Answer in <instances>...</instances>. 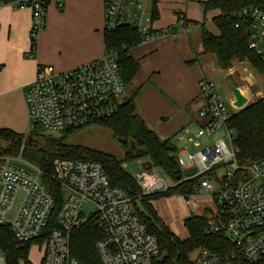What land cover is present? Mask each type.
<instances>
[{
  "label": "built area",
  "instance_id": "obj_1",
  "mask_svg": "<svg viewBox=\"0 0 264 264\" xmlns=\"http://www.w3.org/2000/svg\"><path fill=\"white\" fill-rule=\"evenodd\" d=\"M51 0H0V8H30L31 40L46 26V12ZM63 6V0H55ZM105 31L115 32L128 25L142 36V41L159 37H177L187 26L184 16L176 25L153 28L148 0H105ZM236 28L249 29L248 46L264 61V8L245 7L234 13ZM119 55L113 49L91 61L66 70L52 65L37 67L36 76L24 92L30 125L45 131L64 133L91 125L116 115L127 99V85L118 66ZM199 87L205 98L200 110V128L187 137L200 148L177 155L184 172L182 180L203 177L195 194H206L214 204L205 232L224 233L234 250L216 253L199 247L191 256L192 264H243L264 259V159L241 167L237 162L236 132L230 125L229 105L219 95L214 80L201 78ZM219 131L222 135L207 143ZM190 134L185 128L178 136ZM23 140L18 156L0 157V224L9 226L19 243L44 236L53 213L57 227L43 241L41 264H82L71 253V233L95 221L104 236L96 243L102 264H153L159 254L157 238L150 234L135 213L130 197L112 186L101 163L57 157L51 178L59 185L62 202L43 183L39 167L23 161ZM195 169L193 175L185 171ZM241 172V174H239ZM212 172V175L210 174ZM142 195L167 192L169 185L155 168H143L134 175ZM94 210L84 212V205ZM0 264H8L0 248Z\"/></svg>",
  "mask_w": 264,
  "mask_h": 264
},
{
  "label": "crops",
  "instance_id": "obj_2",
  "mask_svg": "<svg viewBox=\"0 0 264 264\" xmlns=\"http://www.w3.org/2000/svg\"><path fill=\"white\" fill-rule=\"evenodd\" d=\"M204 1L148 0L147 8L151 15L154 12L153 28L174 26L178 18L184 16L186 29L177 37L141 41L130 50L138 63V71L127 86V98L137 92L138 113L150 129L175 147L177 155L189 147L187 137L203 123L200 110L206 100L199 81L203 77L219 80L218 73L228 78L218 67L215 56L204 53L203 31L219 35L214 22L219 12H205ZM105 10V0H63L62 7L51 0L47 6L46 26L33 48L31 9L0 8L1 129L23 134L29 126L24 92L33 82L38 66L52 65L58 70H66L104 55ZM230 96L231 93L228 94L229 101ZM185 128L190 134L183 133L184 139H180L178 135ZM219 135L222 131L205 141L210 143ZM188 149L191 150V146ZM174 196L179 201V210L174 217L159 211L157 202L165 197L154 200L153 204L169 228L185 239L189 234L184 220L203 207L200 208L199 203L190 207L184 198ZM182 203L186 205L182 206Z\"/></svg>",
  "mask_w": 264,
  "mask_h": 264
},
{
  "label": "trees",
  "instance_id": "obj_3",
  "mask_svg": "<svg viewBox=\"0 0 264 264\" xmlns=\"http://www.w3.org/2000/svg\"><path fill=\"white\" fill-rule=\"evenodd\" d=\"M249 6L264 8V0H205L203 2L205 12H219L214 18L219 35H213L204 30L203 49L204 53L215 56L217 65L221 69L231 68L235 60H246L264 78V61L248 46V27L234 26V13ZM152 17L154 18V12ZM141 41L140 33L128 25L105 34L106 50L113 49L118 53L119 70L127 86L131 84L138 71V63L133 59L130 50ZM136 97L137 92L123 102L116 115L93 123L110 130L113 137L126 149L124 159L97 149L69 143L64 135L74 130L66 131L61 136L47 135L43 140H39L36 133H28L22 156L30 152V148H34L32 156L43 172L44 185L58 199L57 209L62 202V193L59 185L51 178L54 172V159L60 157L101 163L111 185L120 187L126 192L135 213L144 223L147 231L157 238L159 254L153 260V264H192V253L199 247H205L216 253L233 251L234 248L224 233L209 235L205 232L207 215L193 214L187 217L184 220V226L189 235L182 239L169 228L154 207L153 201L162 197L175 194L188 197L195 194V188L203 177L182 180L184 172L178 162L177 150L168 140H162L148 127L137 111ZM229 123L236 132L238 164L244 167L253 161L264 159V96L231 114ZM24 138V134L0 128V157L18 156ZM141 157L149 159L145 168L156 167L177 183L167 192L142 195L134 176L124 168L128 159ZM210 174L212 175V172ZM206 211L211 213V209L207 208ZM55 215L56 212L44 228V236L27 243H19L12 229L0 224V248L8 264H32L29 256L30 248L34 243L43 242L45 236L57 227ZM103 236L102 227L95 221L73 230L71 233L72 255L82 264H102L96 243ZM243 264H264V259L257 263Z\"/></svg>",
  "mask_w": 264,
  "mask_h": 264
},
{
  "label": "rangeland",
  "instance_id": "obj_4",
  "mask_svg": "<svg viewBox=\"0 0 264 264\" xmlns=\"http://www.w3.org/2000/svg\"><path fill=\"white\" fill-rule=\"evenodd\" d=\"M222 70L225 72V74H227L228 78H225L223 74L218 73L219 80L216 79L214 81L216 83V88L219 95L229 105V110L231 114L241 110L234 105L235 97L232 92V88H231L232 85H235L236 87L240 88L242 93L248 98L247 105L252 103L255 99L264 96V78L253 68V66L248 61L235 60L233 61L231 68L226 70L222 69ZM229 93H231L230 101L228 97ZM32 132L36 133V137H38L39 140H43L44 137L47 135H55V136L63 135V133H51L45 131L41 125H34V124L32 125L29 124V126L27 127L26 131L23 134L26 135ZM64 136H66L67 141L71 144H79L82 146L107 152L120 159H124L126 157V149L113 137L110 130H108L107 128H105L100 124H91L76 129L72 132H69ZM198 149L200 148H196L195 146L191 145L190 152H195ZM30 150H31L30 152L22 156L23 161L38 167L36 160L32 156V151L34 150V148L33 147L30 148ZM148 160L149 159L147 157H141L139 159H128L124 164V168L132 176H134L137 172H139L140 170L146 167ZM153 168L157 169L160 172L161 177L164 178V180L169 185H172L174 183V180L170 178L167 174L163 173L161 170H159L156 167ZM177 196H180L184 198L187 202H189L188 205L190 207H192V205L196 207L195 203H199L200 208L203 207V209L201 208L202 211L199 209L195 210L196 214H205L207 215L208 218L210 217L211 213L206 211L207 208L212 209L214 206L212 202V198L210 196L206 194H200V195L193 194V195H189L188 197H185L183 195H177ZM164 200L167 203H164L165 202ZM157 205L158 207H160L159 209L160 213H165V215L172 217H174V214L179 210V201L174 195L166 196L162 201L159 200L157 202ZM184 205L186 204L182 203V206ZM83 209L84 212L88 214L94 210V207L90 204H85ZM193 214L194 213H192L191 215ZM42 247H43V242H37L31 246L29 256L32 264H41L42 255H43Z\"/></svg>",
  "mask_w": 264,
  "mask_h": 264
},
{
  "label": "water",
  "instance_id": "obj_5",
  "mask_svg": "<svg viewBox=\"0 0 264 264\" xmlns=\"http://www.w3.org/2000/svg\"><path fill=\"white\" fill-rule=\"evenodd\" d=\"M231 88L235 97L234 105L239 109H243L244 107H246L248 98L242 93L241 89L236 87L235 85H232ZM194 173L195 169L185 171V175L187 176L193 175Z\"/></svg>",
  "mask_w": 264,
  "mask_h": 264
}]
</instances>
